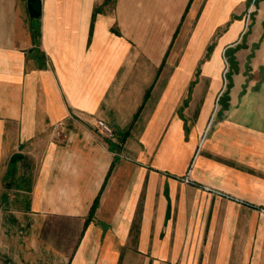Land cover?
Instances as JSON below:
<instances>
[{
  "label": "crops",
  "instance_id": "obj_1",
  "mask_svg": "<svg viewBox=\"0 0 264 264\" xmlns=\"http://www.w3.org/2000/svg\"><path fill=\"white\" fill-rule=\"evenodd\" d=\"M253 1L0 0V264H264Z\"/></svg>",
  "mask_w": 264,
  "mask_h": 264
},
{
  "label": "built area",
  "instance_id": "obj_2",
  "mask_svg": "<svg viewBox=\"0 0 264 264\" xmlns=\"http://www.w3.org/2000/svg\"><path fill=\"white\" fill-rule=\"evenodd\" d=\"M211 122H212V120H210L209 122H208V124L206 125V128H205V130H204V133H203V137H205L206 136V134H207V132H208V130H209V127H210V125H211ZM98 125H99V127L101 128V130L107 135V136H109V137H112V136H114V134H115V131H114V129L112 128V126H110L108 123H106L104 120H102V119H99L98 120ZM189 171V170H188ZM190 172H188V174H187V176H185V180H187V181H190ZM204 189L205 190H213L211 187H209V186H204ZM216 191V190H215Z\"/></svg>",
  "mask_w": 264,
  "mask_h": 264
},
{
  "label": "water",
  "instance_id": "obj_3",
  "mask_svg": "<svg viewBox=\"0 0 264 264\" xmlns=\"http://www.w3.org/2000/svg\"><path fill=\"white\" fill-rule=\"evenodd\" d=\"M42 0H29V8L32 16L41 15Z\"/></svg>",
  "mask_w": 264,
  "mask_h": 264
},
{
  "label": "trees",
  "instance_id": "obj_4",
  "mask_svg": "<svg viewBox=\"0 0 264 264\" xmlns=\"http://www.w3.org/2000/svg\"><path fill=\"white\" fill-rule=\"evenodd\" d=\"M231 58H233V64L234 65H236L237 66V62H236V60H235V57L233 56V54L230 56V59ZM231 63V62H230ZM232 68V67H231ZM237 69V67L234 69V70H236ZM227 104H224V106H226ZM99 197H100V195L95 199V201H94V204H93V206H92V208H91V212H90V217L94 214V212H95V210H96V208H97V206H98V203H99Z\"/></svg>",
  "mask_w": 264,
  "mask_h": 264
},
{
  "label": "rangeland",
  "instance_id": "obj_5",
  "mask_svg": "<svg viewBox=\"0 0 264 264\" xmlns=\"http://www.w3.org/2000/svg\"><path fill=\"white\" fill-rule=\"evenodd\" d=\"M254 3H258L259 2V0H254L253 1ZM225 60V59H224ZM228 61V62H227ZM227 61L225 62V67H226V69L229 67V63H230V66L232 67L231 68V75H233L232 73L234 72V69L237 67L236 65H234L233 64V58H227ZM230 70V69H229ZM226 75L229 77V74H228V72H226ZM113 128V127H112ZM114 129V128H113ZM106 135V134H105ZM113 137V136H112Z\"/></svg>",
  "mask_w": 264,
  "mask_h": 264
}]
</instances>
